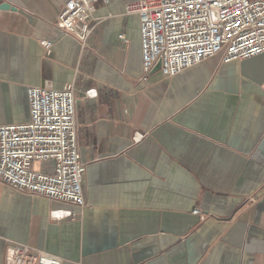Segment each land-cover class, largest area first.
<instances>
[{
    "label": "crops",
    "instance_id": "obj_1",
    "mask_svg": "<svg viewBox=\"0 0 264 264\" xmlns=\"http://www.w3.org/2000/svg\"><path fill=\"white\" fill-rule=\"evenodd\" d=\"M65 1L0 0V125L28 122L27 86L73 83L84 206L0 181V264L15 244L61 264H264V54L145 74L131 0L96 4L84 48L56 25Z\"/></svg>",
    "mask_w": 264,
    "mask_h": 264
},
{
    "label": "built area",
    "instance_id": "obj_2",
    "mask_svg": "<svg viewBox=\"0 0 264 264\" xmlns=\"http://www.w3.org/2000/svg\"><path fill=\"white\" fill-rule=\"evenodd\" d=\"M99 1L109 0H66L58 15L56 25L81 48ZM124 12L138 16L145 74L158 62L160 73L172 77L217 54L223 62L264 54V0H131ZM41 44L52 45L46 40ZM74 90L73 83L26 87L28 122L0 125V181L83 207L84 164L76 137ZM7 264H61V258L15 244Z\"/></svg>",
    "mask_w": 264,
    "mask_h": 264
},
{
    "label": "water",
    "instance_id": "obj_3",
    "mask_svg": "<svg viewBox=\"0 0 264 264\" xmlns=\"http://www.w3.org/2000/svg\"><path fill=\"white\" fill-rule=\"evenodd\" d=\"M1 7L14 9L13 7L10 6V4H8L6 2L2 3ZM152 69L153 70L159 69V62Z\"/></svg>",
    "mask_w": 264,
    "mask_h": 264
}]
</instances>
